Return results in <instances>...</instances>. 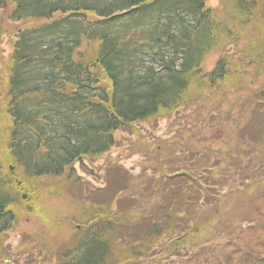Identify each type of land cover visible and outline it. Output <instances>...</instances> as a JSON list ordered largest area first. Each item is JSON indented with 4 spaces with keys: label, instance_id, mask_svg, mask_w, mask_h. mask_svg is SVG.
Segmentation results:
<instances>
[{
    "label": "trees",
    "instance_id": "obj_1",
    "mask_svg": "<svg viewBox=\"0 0 264 264\" xmlns=\"http://www.w3.org/2000/svg\"><path fill=\"white\" fill-rule=\"evenodd\" d=\"M6 1L0 0V8ZM206 3L8 0L12 22L43 23L17 33L6 62L9 83L0 100L1 115L11 122L6 163L15 173L4 167L0 154V240L17 221L13 209L21 204V190L28 191L25 181L32 184L65 176L72 182L66 195L73 198L75 210L68 222L77 231L73 245L59 246V264H115L118 256L122 264L138 263L140 258L148 259L147 264H173V259L177 264H184L180 259H198L196 264H203L207 245L221 238L219 230L212 234L216 226L223 228L224 237L235 235L243 222L231 213V200L242 198L244 185L250 194L264 183V125L253 140L254 147L239 136L237 146L231 138L213 140L203 145V153L197 147L181 149L195 161L177 156L163 161L167 171L152 152L146 155L155 163L152 175L146 170L144 176L134 177L115 166L113 171L117 169L115 174L123 182L114 192L85 190L75 170L79 164L84 174L89 173L84 162L99 160L115 149L116 134H137V124L172 117L189 106L195 109L193 129L206 123V109L209 122L201 126L223 127L226 112L221 105L227 100L202 98L206 95L198 92L212 94L219 86L226 91L241 89V63L260 66L253 68L258 79L264 68V40L256 29L247 41L246 55L241 54L237 62L235 73L241 71L236 79L230 74L228 54L204 74L206 59L225 50L221 38L230 41L234 30L226 22L221 25L218 12ZM230 4L233 24L238 22L241 28L252 25L259 6L264 9V0H231ZM86 44L97 45L95 58L85 57ZM259 97L264 100V93ZM172 145L159 146L156 155L175 153ZM247 154L249 167L243 160ZM76 188L81 192L75 193ZM212 253L220 260L226 247L213 244Z\"/></svg>",
    "mask_w": 264,
    "mask_h": 264
},
{
    "label": "rangeland",
    "instance_id": "obj_2",
    "mask_svg": "<svg viewBox=\"0 0 264 264\" xmlns=\"http://www.w3.org/2000/svg\"><path fill=\"white\" fill-rule=\"evenodd\" d=\"M230 1L207 0L206 7L218 12L220 24L223 25L222 22H226L234 30L232 33L233 37H228L230 41H226L224 37L221 38L223 40L221 48L225 50H219L220 52L216 51L210 55L202 65V72L204 74L211 72L216 66L218 59L228 54L232 60L230 74L232 79H236L238 72L241 71L238 70L235 73L236 69H238L240 55H246L244 49L247 47V41L253 36L256 29L260 30V38L264 40V9L259 6L254 13L256 19L253 20L252 25L241 28L238 22L233 24L236 19L229 9ZM11 11V6L7 0L4 6L0 8V100L4 99L3 94L6 92L9 83V73H6V70L7 72L9 71V67L6 68V62L12 52L13 44L16 42L17 33L43 23L40 21L12 22L9 18ZM227 14H229V18ZM230 42L234 46L229 45ZM82 50L87 59H93L95 58L97 45L86 44ZM240 65L244 74L240 84L241 89L230 88L226 91L219 86L220 88L213 90L212 94L209 91L198 92V94L206 95L201 96L202 98L209 97L208 99L214 101L227 100L226 103L221 105L222 112H226V116L221 120L223 127H202L203 124H208L209 119L207 117L211 115L210 110L206 109L203 111L206 123L203 121L196 127L198 130L193 129L195 109L192 106L180 109L172 117L158 118L156 121L150 122V124H137V134L132 135L121 132L116 134L118 145L115 149L99 160H87L84 162L89 173L84 174L80 165H75L77 176L84 183L85 190L99 191L104 188H110L113 192L117 191L123 182V178L115 174L117 170L113 171L115 166L116 168L124 169L134 177L144 176L146 170L147 175H152L153 169L155 170V163L154 160H149L146 157L147 153L152 152L154 158H160L162 161L157 160V163L160 164L163 161H172L176 156L179 159L183 158L186 162H190L195 161L192 160L193 156L180 153L181 149L187 150L197 147L199 148L197 152L203 153L204 144L213 140L222 141L229 138L233 139L231 144L237 146L236 138L238 136L240 140L243 139L245 144L248 142L254 147L255 142L253 140H256L258 135L262 133L264 125V100L259 97V93H264V68L259 70L261 75L257 79L254 76L253 68H260V66L257 64H252L253 67L242 66L244 63ZM237 98L238 101H246H235ZM248 98L252 100L248 102ZM1 106L0 101V154L3 158L4 167L14 174V168L6 163V156L9 153L8 143L10 140L11 122L8 117L1 115L3 113ZM217 110L218 108L213 113L215 114ZM250 115L253 116L249 118ZM247 118L248 120L245 122ZM238 131H242L241 134ZM191 134H196L195 139L189 137ZM171 144L176 148L175 153L166 152L161 156L156 155V148ZM259 150L261 151L262 149ZM246 152H249V150H246ZM243 160L249 167V154ZM162 167L165 171L168 170V164L165 162L162 163ZM108 170H110L109 173ZM250 170L254 171L255 169L250 168ZM261 175L263 176L262 173ZM15 182L21 184V182ZM25 183L28 191L26 192L25 188L21 190V204L13 209L17 218L14 228L0 240V264H59L60 255L58 252L64 248L67 249L69 245H73L76 242L71 241L76 239L77 227H72L68 222V219L72 217L70 215L75 212L72 204L73 198L66 195L72 182L68 181L65 176L58 180L45 178L34 181L32 184L26 181ZM244 184H247V182L245 181ZM20 186L19 189H21ZM245 186L241 189L242 198L231 200V205L233 206L231 213L238 215L240 219L236 218L237 221L243 222V224H240V229L236 230L235 235L230 236V238L226 237L228 233H225L224 237L223 228L220 229L216 226L212 230V234L214 235L215 231L219 230L217 235H221V238L216 239L215 237L207 245L206 248L208 250L205 261L204 259L201 260L204 262L203 264L205 262L206 264H254L255 262L260 264L261 261H264V230H262L264 227V183L260 184V186L258 185L257 189L255 188L250 194ZM74 191L75 193H80L81 189L78 190L76 188ZM244 204H247V206ZM249 214H252V216L249 217ZM246 217L247 221L244 220ZM226 219L224 218L223 220ZM260 225L261 228L259 229ZM241 231L243 232L241 233ZM237 234L240 235L236 237ZM218 243L226 247V253L220 260L214 258L212 253L213 244ZM59 246L63 248L60 249ZM235 254L236 257L232 259V255ZM140 259H138V263L131 262L127 264H147L148 259ZM180 260L184 264L187 261L191 262V264H196L198 261V259ZM121 261L123 260L118 256L114 263L119 264ZM172 261H174L173 264L178 263L176 259ZM155 264L165 263L156 262Z\"/></svg>",
    "mask_w": 264,
    "mask_h": 264
}]
</instances>
